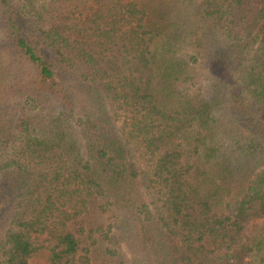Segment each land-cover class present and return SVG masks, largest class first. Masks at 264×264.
Masks as SVG:
<instances>
[{
	"label": "trees",
	"instance_id": "1",
	"mask_svg": "<svg viewBox=\"0 0 264 264\" xmlns=\"http://www.w3.org/2000/svg\"><path fill=\"white\" fill-rule=\"evenodd\" d=\"M262 218L264 0H0V264H264Z\"/></svg>",
	"mask_w": 264,
	"mask_h": 264
},
{
	"label": "rangeland",
	"instance_id": "2",
	"mask_svg": "<svg viewBox=\"0 0 264 264\" xmlns=\"http://www.w3.org/2000/svg\"><path fill=\"white\" fill-rule=\"evenodd\" d=\"M47 25H57V23L54 22L53 20H50L49 22H47ZM257 223L258 224H264V218L257 220ZM129 262H130V256L127 255L126 264H130ZM29 264H42V261H41V259L33 258V259H30Z\"/></svg>",
	"mask_w": 264,
	"mask_h": 264
}]
</instances>
